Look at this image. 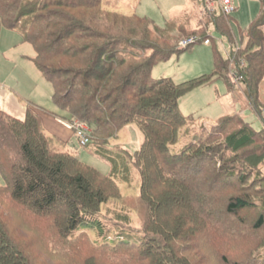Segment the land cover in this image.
<instances>
[{"label":"trees","instance_id":"trees-1","mask_svg":"<svg viewBox=\"0 0 264 264\" xmlns=\"http://www.w3.org/2000/svg\"><path fill=\"white\" fill-rule=\"evenodd\" d=\"M75 1L0 0V23L18 30L24 42L35 46V64L54 84L55 103L69 111L71 118L66 120L80 119L89 125L88 146L111 165V172L105 174L73 152L59 149L31 106L24 118L1 110L0 172L5 184H0V190L27 211L47 217L61 244L79 245L81 237L93 239L92 231L98 237L94 239L97 247L114 253L122 250L138 264H194L183 254L189 251L191 239L203 233L224 264H264V237L250 248V260H245L247 252L244 258L242 252L234 254L230 245L264 232V101L260 98L264 0L257 16L241 31L242 48L236 61L251 108L263 126L256 129L241 114H227L210 127L194 131L193 139L177 152L172 146L192 122L180 109L179 99L217 77L231 78L230 58L214 46L215 70L181 83L171 77H153L152 68L186 49L172 38L173 29L192 34L205 29L204 37H212L209 32L214 29L232 46L236 39L231 15L220 10L209 13L207 29L203 24L194 26V19L185 22L182 18L160 28L146 16L103 8V0L92 5H88L90 0ZM80 7L85 12L105 11L103 22L90 18L92 28L84 31L91 34L83 35L71 12ZM110 14L122 15L125 22L105 20ZM242 58L246 65L240 68ZM63 59L68 66L55 65ZM129 123L142 130L141 146L135 151L110 147V140ZM128 159L140 171L141 189L136 197L122 196L117 180L120 172L130 173ZM210 183L242 193L230 196L225 204L223 215L230 222L215 216ZM111 200L122 206L129 200L130 208L144 222L142 233L135 234L131 223L114 225L104 219L103 207ZM244 211L256 214L253 224ZM243 225H250L251 232L245 235ZM6 234L0 231V264H26L27 258L17 249L12 254L9 245L1 246L10 242ZM139 249L143 251L136 260L134 250Z\"/></svg>","mask_w":264,"mask_h":264},{"label":"rangeland","instance_id":"rangeland-1","mask_svg":"<svg viewBox=\"0 0 264 264\" xmlns=\"http://www.w3.org/2000/svg\"><path fill=\"white\" fill-rule=\"evenodd\" d=\"M98 1L96 0V3ZM75 2L78 3L79 0ZM90 2L91 4L88 5L96 4L95 0H90ZM100 2H102L103 8L111 11H118L127 15L137 13L141 16H146L160 28H164L167 21L175 18H182L185 22L194 19L192 23L194 26L203 24V28H206L207 25L210 28L209 13L214 12L210 11L206 0L204 2L201 0H103ZM234 3L236 10L230 15L232 18L231 27L236 40L232 46L227 39L222 38L214 29L209 32L212 37L210 35L204 37L205 29H201L198 32L199 34L181 32V28L173 29L170 34L178 42L179 47L184 39L191 36H197L198 42L188 46L168 60H159L152 68L153 77H171L175 82L181 83L203 74H210L215 70L214 46L220 50L224 57L230 58L228 76L231 78L225 80L223 77H217L212 83L199 86L179 99L180 109L186 116L192 118V122L181 130L179 142L172 146V151L174 152L180 151L193 139L194 131L203 126L210 127L219 118L227 114H241L256 129H260L263 126L262 120L251 108L246 93L247 85L235 79L232 73L234 70L236 71L235 64H237L238 53L242 48L241 31L246 29L251 20L257 16L261 1L234 0ZM83 9L80 7L75 11L71 10L78 20L76 21L79 29L83 31L89 30L88 28L91 29V17H95V19L97 17L101 22L104 21L101 17L105 12L103 9L100 11L89 9L87 12ZM105 20L116 21L118 24L125 22L122 15L116 17L114 14L108 15ZM72 23L73 20L69 19L68 25H72ZM187 24L189 25V23ZM79 29H76V31L83 32L79 31ZM86 33L91 34V31H84L83 35ZM205 38H210L211 43L206 44L204 42ZM35 56L36 49L32 43L24 42L18 30L0 23V111L5 110L18 118H24L27 107L31 106L34 109L41 110L43 113L61 117L63 120L70 119L69 111L55 103L53 99L55 86L37 67ZM242 59L244 62L240 65V68L246 65L245 58ZM55 65L64 67L69 64L67 60L63 59L56 62ZM261 87L260 98L264 101V80ZM190 128L192 129L189 131ZM50 136L53 135L50 134ZM143 141L144 134L139 126L136 123H129L121 128L117 137L110 140L109 146L112 148L123 147L135 151L141 146ZM56 145L61 150L73 152L83 161L105 174L111 172V165L105 159L93 154L90 146H83L77 136L72 140L71 144L66 145L56 141ZM210 157H214V153L210 154ZM128 162L131 166L130 173L120 172L117 180L122 196L136 197L140 194L141 189L140 171L129 159ZM205 174H207V171H205ZM0 184H5L1 172ZM212 188L215 194L211 195L210 193V197L211 199H216V203H213L215 216L222 218L223 222H230L229 218L223 215L225 204L230 196L238 195L241 192L238 188L218 187L210 183V189ZM128 201L125 206H122L117 200L108 202L103 207L106 214L104 219L114 225H116L115 222L120 221L131 223L134 228L131 227L130 229L138 235L142 233L139 229L142 230L144 222L139 212L130 208ZM242 214L248 217L252 224L257 217L252 211H244ZM52 225L47 217H40L27 211L25 207L14 202L7 192L0 190V231L7 233L6 236L9 237L8 241H10L1 246L9 245L11 253L14 248L17 249L20 255L27 258V260L25 259L26 264H138L133 261L131 256L121 252L122 250L114 253L113 250L97 247L99 244L95 240L98 237L90 230L93 239L84 233L87 237L86 239L81 237L80 239L83 240V243L79 245L61 244L58 236L51 229ZM251 229L250 225H243L242 227L245 235L250 233ZM263 237L264 232L256 235L255 233L250 234L243 239L244 242L242 244H230L232 245L231 248H233L232 251L234 254L237 252L238 255L242 252V258L247 252L248 255H246L245 260H250L253 257V252L250 253V248L257 245ZM180 243L183 246L185 241ZM220 245L223 246L222 244ZM187 248L189 251L185 252L183 256L191 258L194 264H224L220 257L215 254L214 247L208 236L203 233L193 237ZM142 251V249H139V251L134 250L135 255L137 252L136 260L138 259L137 256H141ZM239 251L240 253H238Z\"/></svg>","mask_w":264,"mask_h":264},{"label":"built area","instance_id":"built-area-1","mask_svg":"<svg viewBox=\"0 0 264 264\" xmlns=\"http://www.w3.org/2000/svg\"><path fill=\"white\" fill-rule=\"evenodd\" d=\"M206 2L208 4V8L210 9V11L220 10L224 14L230 15L231 13H233L236 10L234 0H206ZM197 42H198V37L197 36H191V37L184 39L181 42L180 47L187 48L188 46H190L194 43H197ZM204 42L206 44H210L211 40L206 39ZM243 62H244V60L241 59L240 63L243 64ZM235 68H236V71L234 70L232 72L234 78L237 79L238 81H242L243 76L238 72V66H236V64H235ZM66 124L69 128L74 130L76 136L79 138L80 143L83 146L88 145L90 143L91 129L86 122H84L80 119H73L70 121H66Z\"/></svg>","mask_w":264,"mask_h":264},{"label":"crops","instance_id":"crops-1","mask_svg":"<svg viewBox=\"0 0 264 264\" xmlns=\"http://www.w3.org/2000/svg\"><path fill=\"white\" fill-rule=\"evenodd\" d=\"M41 116L42 122L46 133L50 136L52 134L56 141L63 144H71L72 140L76 137L73 129L69 128L66 121L61 117H55L50 114L43 113L39 109H35Z\"/></svg>","mask_w":264,"mask_h":264}]
</instances>
